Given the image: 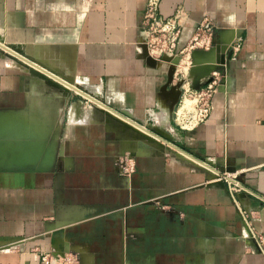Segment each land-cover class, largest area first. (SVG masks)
<instances>
[{"label": "crops", "instance_id": "0c3cea01", "mask_svg": "<svg viewBox=\"0 0 264 264\" xmlns=\"http://www.w3.org/2000/svg\"><path fill=\"white\" fill-rule=\"evenodd\" d=\"M145 3L0 0V43L43 68L0 47V138H10L0 152V264H43L45 251L77 264H264V245L246 237L226 185L200 162L235 168L238 203L264 234V0H160L163 17L186 13L178 49L203 21L214 40L241 38L218 70L208 117L191 129L175 121L171 60L143 51ZM66 83L195 158L133 143L136 133ZM129 158L134 171L123 174Z\"/></svg>", "mask_w": 264, "mask_h": 264}, {"label": "built area", "instance_id": "2783aa9c", "mask_svg": "<svg viewBox=\"0 0 264 264\" xmlns=\"http://www.w3.org/2000/svg\"><path fill=\"white\" fill-rule=\"evenodd\" d=\"M160 0H146L143 17L141 20V34L142 44H145L148 54L161 60L163 57L179 56V62L176 64L173 77L174 81L182 80L180 85L182 97L180 105L182 106L183 99L192 98L195 100L192 108L180 109L178 106L175 112V121L177 125L182 129H191L201 122H204L208 117L211 110V98L217 90V84L219 80L218 69L211 71V79L204 81L197 89L191 85V79L188 75L189 69L192 65L191 53L195 49H209L213 44V32L214 28L212 24L207 22L200 23L192 35V37L186 42V44L180 49L177 48L181 28L184 24L186 13L181 7L175 9V11L166 17H163L159 13ZM206 20V19H204ZM0 47L10 53L16 58L20 59L15 53H19L14 48L3 45L0 43ZM241 46V38L236 36L233 38L229 45L231 51V58H234ZM78 89V88H77ZM81 93L86 94L81 89H78ZM89 99L97 103L99 106L103 102L86 94ZM104 105V104H103ZM121 115L131 118L129 115L118 111ZM132 119V118H131ZM206 170L214 175L213 178L217 182H223L226 185L228 192L238 208L240 216L246 226V237H249L253 244L262 249L264 245V234H259L252 226L251 211L241 208L238 203V196L241 191L244 190L238 174L235 171L220 170L219 165H213L210 161H202ZM226 166L225 164H223ZM221 165V166H223ZM134 160L129 158L128 162L120 166L123 174H129L134 171ZM40 260L43 264H77V256H54L51 252L45 251L40 253Z\"/></svg>", "mask_w": 264, "mask_h": 264}, {"label": "water", "instance_id": "95a60500", "mask_svg": "<svg viewBox=\"0 0 264 264\" xmlns=\"http://www.w3.org/2000/svg\"><path fill=\"white\" fill-rule=\"evenodd\" d=\"M234 37L229 38L228 40L222 42L219 39L214 40L213 39V44L212 46L207 49H195L192 51L191 53V57H192V65L189 69V77L191 79V85L193 88L197 89L201 86V84L204 81H208L211 79V77L209 76L211 71L213 70H221L222 74L224 73L227 63L230 60V56H231V51L229 49V45L231 43V41L233 40ZM143 46V51L145 52V55H147L149 58H151L152 60H155L156 62H163V61H167V60H171V62L168 65V84L173 83V86L175 88L178 89L179 92H181L180 89V85L182 83V80H178V81H174V77H173V73L176 67V64L179 62L180 57L179 56H174V57H163L161 60H157L153 57H151L146 49L145 44H142ZM40 67V66H39ZM41 69H43L42 67H40ZM45 70V69H44ZM46 71V70H45ZM54 84H57L54 82ZM104 104V103H103ZM104 106H106L108 109H111L113 111H115L116 113L120 114L118 111L112 109L111 107L107 106L106 104H104ZM108 109H101L102 112H104L106 115L112 117L114 120H116L117 122H119L123 128H127L132 130L134 133H136L137 135H139L140 137H142L143 139L149 141V142H155L158 145H161V147H168V148H174L176 150H179L183 153L188 154L186 151L180 149L179 147H177L175 144H173L171 141H169L168 136L163 135L161 133H157L153 130H150L149 128L143 126L142 124L136 122L135 120L129 118L130 120L134 121L136 123V125H138L139 127H141L144 130H147L148 132L154 134L155 136H157L159 138V140H156L155 138L149 136L148 134L141 132L138 128L132 126L130 123L125 122L121 119H119L118 117L114 116ZM125 114L128 115V113L123 112ZM190 155V154H188ZM191 156V155H190ZM193 157V156H191ZM195 158V157H193ZM202 162V161H200ZM220 170H228V171H235V168H229L227 166H219ZM207 173V179H211L214 177V175L210 172H208L206 170ZM219 184H221L222 187H224V183L220 182ZM242 192H240L239 194H241Z\"/></svg>", "mask_w": 264, "mask_h": 264}, {"label": "bare ground", "instance_id": "6f19581e", "mask_svg": "<svg viewBox=\"0 0 264 264\" xmlns=\"http://www.w3.org/2000/svg\"><path fill=\"white\" fill-rule=\"evenodd\" d=\"M21 59H23V60H26L23 56H21V55H19V54H17ZM27 61V60H26ZM27 62H29L30 64L32 63V62H30V61H27ZM31 65H33V66H35V67H39V65H37V64H35V63H32ZM188 75H189V72H188ZM65 86H66V88H70V89H75V91L76 92H79V93H81L78 89H77V87H75V86H73V85H70V84H65ZM81 94H83V93H81ZM84 96H87L86 94H83ZM189 99H192V98H185V99H183V102L181 103L182 104V106L179 108V110L180 109H183V108H192V106L194 105V102H195V100L193 101V100H189ZM186 100H188V101H186ZM186 101V102H185ZM103 107H104V105H103ZM106 107V106H105ZM106 109H108L107 107H106ZM108 110H111V109H108ZM115 115H117L119 118H121L123 121H125V122H128V123H130L132 126H134V127H136V128H138L139 130H142V131H144V132H146V133H148V134H152V133H150V132H148L147 130H144V129H142L141 127H139L138 125H136V123L134 122V121H132V120H130L129 118H127L126 116H124V115H121V114H118V113H116L115 111H113V110H111ZM152 135H154V134H152ZM157 137V136H156ZM158 138V137H157ZM159 139V138H158Z\"/></svg>", "mask_w": 264, "mask_h": 264}, {"label": "rangeland", "instance_id": "374dc122", "mask_svg": "<svg viewBox=\"0 0 264 264\" xmlns=\"http://www.w3.org/2000/svg\"><path fill=\"white\" fill-rule=\"evenodd\" d=\"M79 100L81 101L82 105L87 104V107L94 108V104H92L90 101H87L86 99H83L81 96H80V99ZM9 139L10 138H0V140H1L0 141V152L3 151L5 153L7 151L8 147L10 146V143L8 141ZM132 140H133V143H136V144H139L141 140L147 141V140L143 139L142 137H140L137 134L135 135V138H132Z\"/></svg>", "mask_w": 264, "mask_h": 264}]
</instances>
